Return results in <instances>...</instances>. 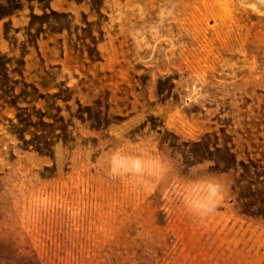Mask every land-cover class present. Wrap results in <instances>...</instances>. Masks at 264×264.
<instances>
[{"label":"rangeland","instance_id":"1","mask_svg":"<svg viewBox=\"0 0 264 264\" xmlns=\"http://www.w3.org/2000/svg\"><path fill=\"white\" fill-rule=\"evenodd\" d=\"M0 264H264V0H0Z\"/></svg>","mask_w":264,"mask_h":264}]
</instances>
